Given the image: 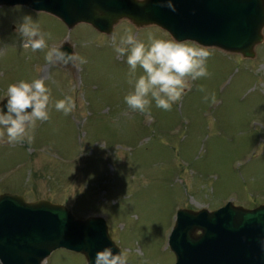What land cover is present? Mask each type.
Here are the masks:
<instances>
[{"label":"rangeland","instance_id":"rangeland-1","mask_svg":"<svg viewBox=\"0 0 264 264\" xmlns=\"http://www.w3.org/2000/svg\"><path fill=\"white\" fill-rule=\"evenodd\" d=\"M28 15L52 34L49 47L68 44L87 62L62 68L45 61L47 49L24 48L17 27ZM126 31L146 44L149 33L172 38L129 21L111 36L86 24L69 30L53 15L0 7V102L9 85L37 78L45 79L53 102L31 144L0 139V194L62 205L78 220L104 217L127 264H175L169 236L179 210L264 204V42L254 59L207 49L210 76L192 81L171 111L153 101L148 115L124 102L134 84L113 39ZM142 74L138 67L136 77ZM210 93L215 104L204 101ZM66 96L75 102L67 116L53 106ZM44 264L88 263L60 249Z\"/></svg>","mask_w":264,"mask_h":264},{"label":"water","instance_id":"water-1","mask_svg":"<svg viewBox=\"0 0 264 264\" xmlns=\"http://www.w3.org/2000/svg\"><path fill=\"white\" fill-rule=\"evenodd\" d=\"M167 2L0 0V6H26L59 17L70 30L85 23L109 36L122 20L137 28L157 26L178 41L193 40L245 59H254L264 42V0H171L175 12ZM61 50L73 52L69 45ZM169 247L176 264H264V204L255 209L232 202L216 211L181 209ZM104 248L121 251L103 217L78 220L66 207L45 200L27 203L21 196H0L3 264H43L58 249L80 253L95 264Z\"/></svg>","mask_w":264,"mask_h":264},{"label":"clouds","instance_id":"clouds-1","mask_svg":"<svg viewBox=\"0 0 264 264\" xmlns=\"http://www.w3.org/2000/svg\"><path fill=\"white\" fill-rule=\"evenodd\" d=\"M145 2L136 0L140 5ZM166 7L176 11L171 0H168ZM17 32L23 38L24 48H30L33 52L47 49L45 61L48 64L64 67L70 64L76 67L87 62L85 57L78 56L74 51L68 53L62 51L61 46L49 47L48 41L53 39L52 34L42 32L30 15L23 17ZM113 47L120 57L127 56L131 77L129 83L134 84V90L124 97V102L130 109L142 114H151L153 101L157 108L171 111L173 105L186 94V90L191 89L192 81L210 76L207 69L209 52L193 40L162 39L149 33L146 44L135 38L131 31H126L118 43L113 39ZM138 67L143 70V74L137 78L135 74ZM198 90L206 91L203 86ZM6 97V104L0 103V139L6 136L10 144L25 141L31 144L36 122H46L50 118V105L53 103L51 90L44 78L31 82L21 80L8 86ZM209 100L212 104L217 102L215 93L204 96L205 102ZM53 106L67 116L74 110L75 102L71 96H66ZM127 259L125 252L113 254L111 248H104L97 252L95 264H127Z\"/></svg>","mask_w":264,"mask_h":264}]
</instances>
